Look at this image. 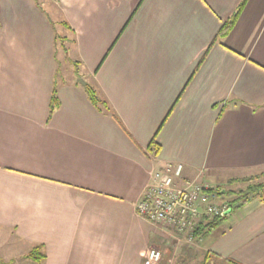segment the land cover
<instances>
[{
  "label": "crops",
  "instance_id": "1",
  "mask_svg": "<svg viewBox=\"0 0 264 264\" xmlns=\"http://www.w3.org/2000/svg\"><path fill=\"white\" fill-rule=\"evenodd\" d=\"M241 2L0 0V264H143L151 247L173 264H264V202L193 240L137 213L170 163L211 188L264 173V0L215 42ZM60 40L76 67L62 77Z\"/></svg>",
  "mask_w": 264,
  "mask_h": 264
},
{
  "label": "built area",
  "instance_id": "2",
  "mask_svg": "<svg viewBox=\"0 0 264 264\" xmlns=\"http://www.w3.org/2000/svg\"><path fill=\"white\" fill-rule=\"evenodd\" d=\"M183 164H167L154 172L137 205L138 215L161 228L193 240L204 219L225 216L231 207L215 204L212 188L195 179L184 178ZM143 264H173L157 247L149 248Z\"/></svg>",
  "mask_w": 264,
  "mask_h": 264
},
{
  "label": "trees",
  "instance_id": "3",
  "mask_svg": "<svg viewBox=\"0 0 264 264\" xmlns=\"http://www.w3.org/2000/svg\"><path fill=\"white\" fill-rule=\"evenodd\" d=\"M247 2L248 0H242L238 8L236 9L235 13L232 15V17L226 22H224V24L219 30V33L216 37L215 42H220L222 39L228 36V34L231 32L234 25L236 24ZM86 91H87L89 100L92 103V105H94V107H96L100 111L110 113L114 117H116L114 112L110 108L108 102L99 96L96 88L88 85L86 88ZM59 107H60V102L57 96V86H55L53 93H52V99H51L50 110H49V119ZM156 138H157V135L154 137V139L151 141L149 145V150L154 151L155 154L159 152V148H160L158 143L156 142ZM230 183L231 185H234L236 183H239L241 185L247 184L245 188L241 189L238 192L236 191L234 192V195H235L234 199L231 201V203H228L230 207L235 209L253 200L264 202V173H259L249 178L237 179ZM218 193L220 195L222 194L221 191H219ZM223 217L224 216H216L212 219H209V218L204 219V221L201 222L199 228L195 231L194 237L198 238V237L204 236L205 234L216 229ZM41 250H42V246L35 247L27 255V257L30 259L36 260V261L42 260L45 257V255L41 252Z\"/></svg>",
  "mask_w": 264,
  "mask_h": 264
},
{
  "label": "rangeland",
  "instance_id": "4",
  "mask_svg": "<svg viewBox=\"0 0 264 264\" xmlns=\"http://www.w3.org/2000/svg\"><path fill=\"white\" fill-rule=\"evenodd\" d=\"M72 49H73V45L71 43L64 42L62 40H60L56 46V55L58 57L59 77L72 75L75 73L74 71H76V69H74V68H76L74 61L71 58L72 57L71 56ZM89 83H91V82H89ZM246 185L247 184H242V185L241 184H238V185H230V184L214 185L212 187L213 195H215L213 202L219 206H222L224 203H226V204L231 203V201L234 199V196H235L234 192L240 191L241 189L245 188ZM219 191H221V192L225 191V192L220 195L218 193ZM234 210L235 209H233L227 216H224L222 218L221 222H223V221L228 222V219H226V218L229 216L231 217V219H233L234 214H232V213ZM204 260H205V262H204ZM202 264H220V263L216 262L215 260H207L204 258Z\"/></svg>",
  "mask_w": 264,
  "mask_h": 264
},
{
  "label": "water",
  "instance_id": "5",
  "mask_svg": "<svg viewBox=\"0 0 264 264\" xmlns=\"http://www.w3.org/2000/svg\"><path fill=\"white\" fill-rule=\"evenodd\" d=\"M78 81H79V83H81L83 86L86 87L87 84H86V82L83 79L80 78ZM224 192L225 191H222L221 193H224Z\"/></svg>",
  "mask_w": 264,
  "mask_h": 264
}]
</instances>
